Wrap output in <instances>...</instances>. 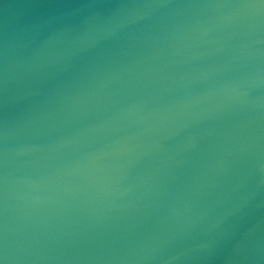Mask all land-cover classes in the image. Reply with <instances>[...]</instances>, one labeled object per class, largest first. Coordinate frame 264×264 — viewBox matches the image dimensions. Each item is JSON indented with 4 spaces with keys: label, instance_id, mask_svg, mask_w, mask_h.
<instances>
[{
    "label": "water",
    "instance_id": "water-1",
    "mask_svg": "<svg viewBox=\"0 0 264 264\" xmlns=\"http://www.w3.org/2000/svg\"><path fill=\"white\" fill-rule=\"evenodd\" d=\"M0 264H264V0H0Z\"/></svg>",
    "mask_w": 264,
    "mask_h": 264
}]
</instances>
